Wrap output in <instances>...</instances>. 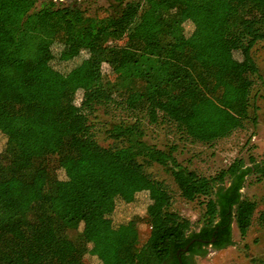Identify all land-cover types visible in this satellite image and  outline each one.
<instances>
[{
  "label": "trees",
  "instance_id": "16d2710c",
  "mask_svg": "<svg viewBox=\"0 0 264 264\" xmlns=\"http://www.w3.org/2000/svg\"><path fill=\"white\" fill-rule=\"evenodd\" d=\"M263 40L264 0H114L103 15L76 3L0 0V264H89L86 254L100 264H165L191 240L186 253L199 256L213 238V248L231 244L233 222L244 237L256 203L241 190L250 177L264 180V160L236 157L201 175L178 162L175 145L148 143L143 124L212 144L255 122L252 48ZM81 54L66 73L52 66ZM112 104L133 120L113 124L117 144L104 147L88 116ZM153 163L203 206L197 230L169 209L167 187L145 171ZM141 190L144 218L113 225L117 200ZM141 219L149 234L137 246Z\"/></svg>",
  "mask_w": 264,
  "mask_h": 264
},
{
  "label": "rangeland",
  "instance_id": "374dc122",
  "mask_svg": "<svg viewBox=\"0 0 264 264\" xmlns=\"http://www.w3.org/2000/svg\"><path fill=\"white\" fill-rule=\"evenodd\" d=\"M56 3L60 0H53ZM85 10L87 15H103L110 11L114 0H74ZM68 4V3H64ZM184 31L186 34L192 30V24L185 22ZM55 54L59 51L57 44L53 45ZM236 57H240L234 51ZM252 55L258 66V74L253 77L254 85L252 96L257 107V118L255 122L245 121L242 128L233 131L229 136L219 139L212 144L192 142L179 134L174 127L160 122L150 124L144 122V139L158 148L165 149L169 145H175L174 155L178 162L188 166L201 175H213L218 170L225 168L236 157H242L246 161L252 155L257 160H264V40L259 41L252 48ZM86 56L61 62L56 58L52 61V66L63 72H68L71 68L79 64ZM88 61V60H87ZM82 64V68L87 63ZM106 69V68H105ZM106 73V72H105ZM111 77V74H107ZM131 115L112 104L106 107H99L94 113L88 116L91 132L95 140L104 147L116 145L117 143L109 137L108 130L113 124L120 121H132ZM5 137L0 133V151L3 149ZM145 171L151 178L161 181L171 194L170 210L180 216L187 218L191 223V229L197 230L201 225V215L203 206L198 201H187L181 194L178 186L173 180L170 172L163 166L153 163L145 166ZM57 176L64 178V172L57 170ZM251 177L247 179L241 192L244 198L255 201L256 209L253 214L252 223L244 237L239 233L236 224L231 225L232 243L223 248L206 247V253L196 258V264H263L264 263V180L256 183H249ZM149 203L148 190H141L135 194V198L130 203L117 200L115 210L111 215L113 225L120 224L133 217L144 218L147 204ZM139 238L137 246H140L149 234V226L141 219L137 224ZM91 227L86 226L85 232L90 237ZM76 233L71 232V236ZM106 241H100V245ZM85 260L89 264H100L98 258L91 254L85 255Z\"/></svg>",
  "mask_w": 264,
  "mask_h": 264
},
{
  "label": "flooded vegetation",
  "instance_id": "af4514ba",
  "mask_svg": "<svg viewBox=\"0 0 264 264\" xmlns=\"http://www.w3.org/2000/svg\"><path fill=\"white\" fill-rule=\"evenodd\" d=\"M60 1H61V3H72V2H74V0H60ZM197 240L202 241V242H206L205 240H200V239H197ZM215 240L216 239H214V238L211 239L209 245L212 246V243ZM193 241L194 240H191L189 242L188 247ZM198 256L199 255H197L196 253H193V252L186 253V251H180L179 254H177V252H176L175 257L170 258L165 264H196V258Z\"/></svg>",
  "mask_w": 264,
  "mask_h": 264
},
{
  "label": "water",
  "instance_id": "95a60500",
  "mask_svg": "<svg viewBox=\"0 0 264 264\" xmlns=\"http://www.w3.org/2000/svg\"><path fill=\"white\" fill-rule=\"evenodd\" d=\"M187 248H188V245H186L184 248H181V249H179V250L177 251V254H179V253H180V251H186V250H187Z\"/></svg>",
  "mask_w": 264,
  "mask_h": 264
}]
</instances>
